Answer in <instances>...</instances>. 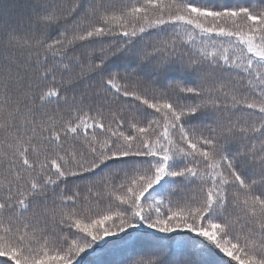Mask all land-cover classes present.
I'll list each match as a JSON object with an SVG mask.
<instances>
[{
  "label": "snow or ice",
  "instance_id": "1",
  "mask_svg": "<svg viewBox=\"0 0 264 264\" xmlns=\"http://www.w3.org/2000/svg\"><path fill=\"white\" fill-rule=\"evenodd\" d=\"M0 264H264V0H0Z\"/></svg>",
  "mask_w": 264,
  "mask_h": 264
},
{
  "label": "trees",
  "instance_id": "2",
  "mask_svg": "<svg viewBox=\"0 0 264 264\" xmlns=\"http://www.w3.org/2000/svg\"><path fill=\"white\" fill-rule=\"evenodd\" d=\"M150 250V246L148 245H144L140 248H138V251H142V252H148ZM126 253H120V252H116L113 254V256L111 258L116 259V260H122L126 258Z\"/></svg>",
  "mask_w": 264,
  "mask_h": 264
}]
</instances>
